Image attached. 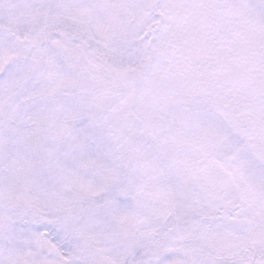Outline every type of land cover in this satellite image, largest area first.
Segmentation results:
<instances>
[{
  "label": "snow or ice",
  "instance_id": "6c2138e0",
  "mask_svg": "<svg viewBox=\"0 0 264 264\" xmlns=\"http://www.w3.org/2000/svg\"><path fill=\"white\" fill-rule=\"evenodd\" d=\"M0 264H264V0H0Z\"/></svg>",
  "mask_w": 264,
  "mask_h": 264
}]
</instances>
